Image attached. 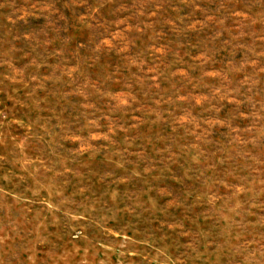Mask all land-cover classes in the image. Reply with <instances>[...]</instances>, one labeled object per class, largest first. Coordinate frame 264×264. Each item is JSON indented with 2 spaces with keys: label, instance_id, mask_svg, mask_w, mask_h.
I'll list each match as a JSON object with an SVG mask.
<instances>
[{
  "label": "rangeland",
  "instance_id": "374dc122",
  "mask_svg": "<svg viewBox=\"0 0 264 264\" xmlns=\"http://www.w3.org/2000/svg\"><path fill=\"white\" fill-rule=\"evenodd\" d=\"M0 264H264V0H0Z\"/></svg>",
  "mask_w": 264,
  "mask_h": 264
}]
</instances>
